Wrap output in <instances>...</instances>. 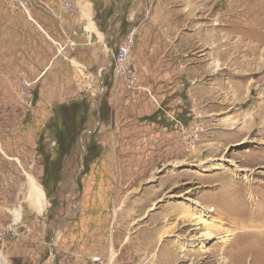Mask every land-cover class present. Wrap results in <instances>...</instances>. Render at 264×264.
I'll use <instances>...</instances> for the list:
<instances>
[{
    "label": "rangeland",
    "instance_id": "rangeland-1",
    "mask_svg": "<svg viewBox=\"0 0 264 264\" xmlns=\"http://www.w3.org/2000/svg\"><path fill=\"white\" fill-rule=\"evenodd\" d=\"M71 1L57 18L58 0H0V264H73L79 234L75 264H224L178 214L245 192L246 214L264 210V0ZM132 31L135 89L113 56ZM116 83L163 107V143L113 129Z\"/></svg>",
    "mask_w": 264,
    "mask_h": 264
},
{
    "label": "bare ground",
    "instance_id": "bare-ground-1",
    "mask_svg": "<svg viewBox=\"0 0 264 264\" xmlns=\"http://www.w3.org/2000/svg\"><path fill=\"white\" fill-rule=\"evenodd\" d=\"M88 27L94 30V26L90 22ZM28 185L33 201L41 209L45 204L43 189L32 176L28 177ZM231 187L230 185L226 190L233 188ZM245 194L246 192L241 193L240 196L238 194L236 197L224 195L218 199L220 206L216 204L219 208L215 206L217 200L212 202L214 199L211 202L208 200L209 203L203 205L199 202H193L189 207H179L178 215L181 222L189 226L186 235L189 240L194 238L201 241L217 236L219 242L225 243L226 246L222 248L224 264H244V258L247 255L251 256L250 264H264V227H262L264 223H258L259 220L257 219L261 220L264 217V210L257 209L259 213L253 212L252 215L250 213L247 215L245 212L246 204L241 201V197H244ZM209 213L215 214L217 217L212 216V214L208 215ZM225 225H229L231 229H226ZM250 226L254 229H248ZM251 232L256 233L251 236ZM181 247H184V244Z\"/></svg>",
    "mask_w": 264,
    "mask_h": 264
},
{
    "label": "crops",
    "instance_id": "crops-1",
    "mask_svg": "<svg viewBox=\"0 0 264 264\" xmlns=\"http://www.w3.org/2000/svg\"><path fill=\"white\" fill-rule=\"evenodd\" d=\"M33 23L39 28L40 31L43 32V34L47 38H49L48 33L42 28V26L38 22L37 23L33 22ZM28 24L31 25V23H28ZM38 24L41 26V28L39 27ZM37 34L38 33H36V36ZM14 37L15 39L21 38L20 42L14 41L15 45H25V41L23 40L22 35H19V34L17 36L14 35ZM132 59H133L134 64L136 65V61L133 58V56H132ZM137 59H138L139 66L141 65L143 66L144 65L143 60L145 61L147 57L145 56V53H140V56H137ZM145 66L148 67L146 64ZM120 84L122 83L115 84L116 87H114L112 91V96H111V100H112L111 112H112V116H113L114 123H115L113 129L116 131L127 132L128 136H131V137L134 136L135 138L133 137L134 140H132V142L133 141L135 142V140H137V138L140 137V135H143L144 139L142 143H163L164 140L160 141L161 140L160 136H157V137L152 136L153 132L156 133V135H159L161 132L163 134L167 126L166 124H168L169 122L167 119H165L163 115L160 114L161 113L160 109H163V107L160 106L159 104L158 106L157 105L155 106L151 102L149 109H140L139 107L135 105V104H138V102L132 101L131 95L122 97L124 96L123 95L124 89L122 90L120 88ZM121 87H123V85H121ZM145 96L146 94L144 95V97ZM152 99L156 101L154 97H152ZM122 104L125 105V107L121 106ZM164 106H166V104ZM54 230H55V224L53 225V231ZM79 237H80V234L78 235V240L76 241L73 240L72 242V244L74 243L78 244L77 245L78 249L74 247L70 248L69 246L71 250H66L70 255L69 259L71 260V262H73V264H75L74 260L76 258L85 256L86 254L85 248L80 247V245H82L81 243H82L83 236L81 238ZM25 239L29 241L28 237H24V238H21V242H28L27 240L25 241ZM83 240L85 241V239ZM64 242H66V240H64ZM72 249H76V251ZM15 251L17 252V255L15 256H17V258H23V259H27L33 253L31 248H28L27 246H22V248L16 249Z\"/></svg>",
    "mask_w": 264,
    "mask_h": 264
},
{
    "label": "built area",
    "instance_id": "built-area-1",
    "mask_svg": "<svg viewBox=\"0 0 264 264\" xmlns=\"http://www.w3.org/2000/svg\"><path fill=\"white\" fill-rule=\"evenodd\" d=\"M60 11L57 13V18L61 17V11L72 9L73 3L71 0H58ZM66 43L73 49L76 42L70 38L66 40ZM133 46V31L130 32L125 39L118 45L117 51L114 55L112 48L110 47V53L114 56V68L118 75H121L127 88L135 89L136 76L132 67L130 59V51ZM29 84V83H28ZM193 140L190 141L192 143ZM88 264H109L108 261L100 256H92Z\"/></svg>",
    "mask_w": 264,
    "mask_h": 264
}]
</instances>
